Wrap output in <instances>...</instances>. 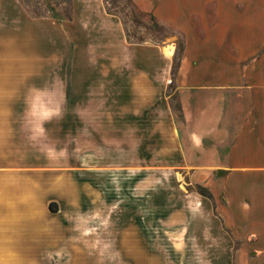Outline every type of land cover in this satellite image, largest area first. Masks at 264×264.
Instances as JSON below:
<instances>
[{
    "label": "crops",
    "instance_id": "obj_1",
    "mask_svg": "<svg viewBox=\"0 0 264 264\" xmlns=\"http://www.w3.org/2000/svg\"><path fill=\"white\" fill-rule=\"evenodd\" d=\"M132 1L182 34L174 71L176 41H130L104 0H71L62 20L0 0L3 39L17 38L35 60L67 61L72 50L83 62L69 73L64 65L26 72L56 78L62 100L0 101V264H83L92 251L83 238L106 185L80 176V166L60 165L59 125L68 139L82 126L84 141L92 129L102 144L114 140L116 189L134 173L153 190L154 173L176 168L188 173L187 185L208 188L211 198L184 193L205 213L185 212L196 224L178 243L180 264H264V0ZM68 76L73 88L81 78V100H66ZM40 83L35 78L30 92L43 98ZM147 199L155 205L154 190ZM175 205L186 210L187 200ZM143 251L155 264L154 247Z\"/></svg>",
    "mask_w": 264,
    "mask_h": 264
},
{
    "label": "rangeland",
    "instance_id": "obj_2",
    "mask_svg": "<svg viewBox=\"0 0 264 264\" xmlns=\"http://www.w3.org/2000/svg\"><path fill=\"white\" fill-rule=\"evenodd\" d=\"M20 2L26 6L32 16L50 15L62 20L70 14L71 0H20ZM106 4L120 16L126 36L130 41L150 40L161 43L173 38L176 41V52L173 56L172 71L176 69L183 40L180 32L160 22L154 15L150 16L148 13L136 10L128 0H109ZM1 27L2 23H0ZM44 40L54 42L52 38ZM19 45L17 38L5 37L3 39V32L0 31V101L51 100L54 97L62 100L65 86L50 81L56 78L28 77L26 72L35 69H54L62 67L61 65H64L68 73L72 68L82 70L81 54L72 58L71 50L67 53V61L56 60L57 57L54 55L52 58L35 60L33 52L30 54ZM56 47L58 50L62 49L61 45ZM58 53L57 56L64 55L62 52ZM35 78L41 81L40 84L46 86L47 91L43 93V98L30 92V87L35 85L33 84ZM67 79L68 97L66 100L68 98L73 100V93L76 95L75 99L81 100L82 87L79 84L81 78L73 77L77 82L75 89L68 84L72 77L68 76ZM171 105L178 114L179 106L174 96L171 97ZM75 111L82 116V109H75ZM58 115L65 116L66 109L59 110ZM77 128L76 135L68 139L66 126L59 125L57 157L60 165L71 163V165L80 166L78 168L80 176H90L96 183L106 185V188L101 189V192H105L103 202L99 199L95 200V210L91 212L88 228L85 229L88 234H85L87 238L83 240L89 243L92 251L90 255L85 256L83 264H136L137 261L139 264H146V252L143 250L147 245L150 248L154 247L155 264H180L178 243L184 240L185 236L187 241L190 239V229L196 224L189 218H183L185 212L187 214L205 213L202 203L192 201L191 205L190 196L186 198L184 193L196 192L200 196L211 198L208 188L204 185L197 186L195 183L187 185L185 181H187L188 173L179 172V168H176L172 173H154L155 205L150 201L148 203L149 199H147L153 190L147 189L146 185L137 178L131 179L134 173L123 174L124 184L116 189L114 181L116 174L110 170V166H113L119 159L114 140L104 145L92 129V139L84 141L82 126H77ZM49 141L54 143L52 140ZM124 158L125 156L123 160ZM83 165L92 169H83ZM102 165L108 166L106 172L98 171L96 166ZM95 191L99 193L98 189ZM164 195L167 196L166 204L162 200ZM180 198L187 200L186 210H181L177 207L178 205H175ZM137 215L140 216H138V222L134 220ZM147 215L150 218L149 221L146 220Z\"/></svg>",
    "mask_w": 264,
    "mask_h": 264
},
{
    "label": "trees",
    "instance_id": "obj_3",
    "mask_svg": "<svg viewBox=\"0 0 264 264\" xmlns=\"http://www.w3.org/2000/svg\"><path fill=\"white\" fill-rule=\"evenodd\" d=\"M109 0H104V3H105V7H106V10L108 11V12H112V13H116V12H114V10H112V8L111 7H109L106 3L108 2ZM129 2H130V4L132 5V7L133 8H135L136 10H139V11H141L137 6H136V4L132 1V0H128ZM143 12V11H142ZM117 14V13H116ZM150 16H153L152 14H150V13H148ZM179 57V56H178ZM221 172V170H218V173H220ZM197 186H201V184H196ZM202 187H204V186H202ZM49 205H50V207L52 208V209H56V204L54 203V202H50L49 203Z\"/></svg>",
    "mask_w": 264,
    "mask_h": 264
}]
</instances>
